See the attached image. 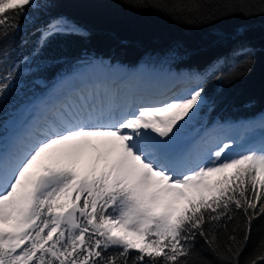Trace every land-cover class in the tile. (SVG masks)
Returning <instances> with one entry per match:
<instances>
[{
    "label": "snow or ice",
    "instance_id": "6c2138e0",
    "mask_svg": "<svg viewBox=\"0 0 264 264\" xmlns=\"http://www.w3.org/2000/svg\"><path fill=\"white\" fill-rule=\"evenodd\" d=\"M39 8L0 0V40ZM40 31L45 44L80 30L54 17ZM13 78L0 74V98ZM203 93L145 103L100 84L70 91L22 146L0 150V264H129L132 253V264H188L197 236L215 244L205 224L237 210L246 244L264 216V144L232 156V140L185 146ZM229 240L238 257L242 245Z\"/></svg>",
    "mask_w": 264,
    "mask_h": 264
},
{
    "label": "trees",
    "instance_id": "16d2710c",
    "mask_svg": "<svg viewBox=\"0 0 264 264\" xmlns=\"http://www.w3.org/2000/svg\"><path fill=\"white\" fill-rule=\"evenodd\" d=\"M39 9L17 18L18 28L0 40V74L14 78L0 98V147L7 124L28 115L27 106L49 93L60 77L84 59L125 69L145 64L154 74L171 70L197 80L204 103L196 113L199 126L236 124L264 112V2L262 0H38ZM191 8V10H188ZM65 17L78 33L40 43L41 29ZM160 75V74H159ZM197 77H200L197 79ZM191 90V89H190ZM205 224L215 237L212 248L197 236L188 264H250L264 253V216L252 221L246 244V217L231 213ZM242 250L227 251L230 236ZM214 249V250H213ZM236 249L234 248V251ZM118 249H110V254ZM130 254L129 264H132Z\"/></svg>",
    "mask_w": 264,
    "mask_h": 264
},
{
    "label": "rangeland",
    "instance_id": "374dc122",
    "mask_svg": "<svg viewBox=\"0 0 264 264\" xmlns=\"http://www.w3.org/2000/svg\"><path fill=\"white\" fill-rule=\"evenodd\" d=\"M101 64H103L104 67L102 68H104L105 71L117 67L113 65L109 66L107 64H104L103 62L101 63L100 60L97 58L90 57L89 59H84L82 65L78 67L76 70L72 71L67 78L60 77L51 87L49 94L45 93L43 94L42 97H39L37 99L39 101L48 99L51 95L57 94L55 93V90H57L56 88L57 86L58 89L59 88L63 89L64 87L67 86V84L65 83L66 81L67 83L71 82L72 84L73 81L72 78L76 75V73L86 72L89 66H91L92 69H95L96 71L97 68L101 66ZM138 65H143L144 67L139 66L135 71L132 70L133 72L128 71L129 73L122 72L121 71L122 69L120 71L122 72V74H124L127 77L130 76L132 73L137 74L138 72H144L143 74L147 77V79H149L150 84L152 83L155 84L153 88L154 91L153 90L152 91L156 93V95L160 94V92L158 91L172 90L167 97L158 100H165V99L173 98L177 95L186 94L187 91H189L192 88V84L195 83V80H193L192 78H185V76L182 74L176 72H170L172 71V69L161 71L159 75L157 73L154 74V71L149 72L145 64L140 63ZM95 71L93 73H95ZM162 88H166L167 90H162ZM27 108L29 112L23 121H19L18 118H15L14 120L8 122L7 139L4 141L2 148H8V146H10V141L8 140L9 135L12 133L13 134L17 133L16 132L17 130L18 131L22 130V127H24V124H26L27 120H29L32 117V115H34V109H33L34 101L30 105H28ZM259 114L260 116H257L258 114L256 115L258 118H256L255 116L252 120H246L243 122H239L231 125H225V126H216L215 124H213L207 127L199 126L195 124V120H196V116H195L185 127L184 136L182 138L188 137L190 140H188L187 142L191 143L199 135H202V138H207L211 134H215V137H212L207 142H204V144H206V148L214 147L220 141L227 142L228 140H232L235 143L233 147L228 150L227 155L229 156L243 153L250 148L259 149L260 147L257 146L256 142L260 136H264V113H259ZM222 132L223 134L220 135V133ZM9 148H14V147L12 146Z\"/></svg>",
    "mask_w": 264,
    "mask_h": 264
},
{
    "label": "bare ground",
    "instance_id": "6f19581e",
    "mask_svg": "<svg viewBox=\"0 0 264 264\" xmlns=\"http://www.w3.org/2000/svg\"><path fill=\"white\" fill-rule=\"evenodd\" d=\"M113 66H117V67L110 69V70H106V71L104 70V68H102L104 67L103 64H101V66H99L96 71L95 69H92L91 66H89L86 72L76 73V75L72 78L73 79L72 84L71 82L67 83L66 81L65 83L67 84V86L64 87L63 89H60V88L58 89V86H57L56 87L57 90H55V93L57 94L51 95L46 100L39 101L38 99H34V108H33L34 115H32V117L29 120H27L26 124H24V127H22V130L20 131L17 130L16 131L17 133L15 134L12 133L9 135L8 140L10 141V146H8V148L0 147V149L7 153L13 149L9 147L22 146L27 140L31 138V135L36 130V128L44 123L45 119L50 114V109H52L58 103L65 101L70 91L74 89L100 84V85L107 86L109 90L118 91L121 97L132 96V97H135L137 101H140L142 99L143 102L145 103L158 100L161 98H165L172 91V90L158 91L160 92V94L156 95V93L153 92L154 91L153 88L155 84L153 83L150 84L149 79H147V77L143 74L144 72H138L137 74L132 73L128 77L122 74V72H125V73H129L128 71L133 72L139 66H143V65H139L135 69H125L116 64H114ZM94 71L96 74L93 73ZM162 90H167V89L162 88ZM100 91H103V89H100ZM257 116H260V114H258ZM257 116L256 118H258ZM221 134H223V132L220 133V135ZM212 137H215V134H211L207 138H202V135H199L194 141L191 140L192 141V142L190 141L191 143L187 142L190 139L186 137V138H182V143L185 146L190 147L192 145L204 144V142H207ZM184 142H187V143H184ZM256 143H257V146L261 147V145L264 144V136H260ZM194 166H195V161L188 163L185 167L190 168ZM177 171H185V168L184 167L179 168L177 169Z\"/></svg>",
    "mask_w": 264,
    "mask_h": 264
}]
</instances>
